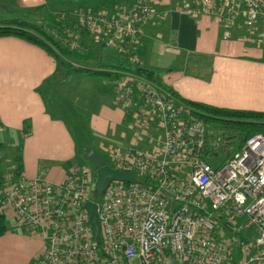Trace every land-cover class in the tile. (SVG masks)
<instances>
[{
  "label": "built area",
  "instance_id": "2783aa9c",
  "mask_svg": "<svg viewBox=\"0 0 264 264\" xmlns=\"http://www.w3.org/2000/svg\"><path fill=\"white\" fill-rule=\"evenodd\" d=\"M153 1L80 10L78 28L135 60ZM174 7L216 15L228 27L240 21L248 42L264 43V0H176ZM106 69L131 135L100 154L132 180L110 181L94 200V166L71 168L59 185L0 170V215L44 241L30 264H264V133L233 151L167 86ZM88 200L97 205L98 238Z\"/></svg>",
  "mask_w": 264,
  "mask_h": 264
},
{
  "label": "crops",
  "instance_id": "0c3cea01",
  "mask_svg": "<svg viewBox=\"0 0 264 264\" xmlns=\"http://www.w3.org/2000/svg\"><path fill=\"white\" fill-rule=\"evenodd\" d=\"M3 1L17 7L46 4ZM123 1L128 0L83 4L110 11ZM175 1H153L154 17L132 48L147 65L141 66L158 73L162 84L184 100L264 111V43L248 42L240 21L228 27L213 14L187 15L174 7ZM180 54L197 55L205 65L189 69ZM97 56L105 68L116 56L118 63L131 64L119 54ZM111 80L76 74L24 39L0 37V170H13L19 156L23 176L59 185L71 168L83 164L80 151L92 147L101 153L113 143L128 144L131 131L124 109L114 104ZM22 233L7 219L0 264H30L41 251L44 243L28 246L41 239Z\"/></svg>",
  "mask_w": 264,
  "mask_h": 264
},
{
  "label": "trees",
  "instance_id": "16d2710c",
  "mask_svg": "<svg viewBox=\"0 0 264 264\" xmlns=\"http://www.w3.org/2000/svg\"><path fill=\"white\" fill-rule=\"evenodd\" d=\"M49 19L50 22L47 24H38L23 17L0 20V37L12 36L24 39L45 50L56 60L59 66L69 69L76 74L103 79H109L114 76L113 73L107 71L105 67H102L99 58L93 52L79 48H69L61 43L56 38V35H60L59 32L63 31L64 25H62V21L55 16H49ZM82 32L87 33L85 30H82ZM73 63L77 65H73ZM107 68L133 71L154 82L162 84L158 73L138 64L134 66L117 64ZM169 89L177 95L171 88ZM185 101L194 108L196 113L208 125L221 126L234 133L232 135L236 136L237 141L232 146L233 151L248 137L257 133H264V111L218 107L198 101ZM229 137L231 136L229 135ZM85 150L80 151L79 154L82 155ZM229 156H231V152H228ZM13 172L16 175L22 174V162L19 156L16 157V165ZM98 198L99 195H96L93 191L92 199L97 200ZM6 230L7 220L3 215H0V236Z\"/></svg>",
  "mask_w": 264,
  "mask_h": 264
},
{
  "label": "rangeland",
  "instance_id": "374dc122",
  "mask_svg": "<svg viewBox=\"0 0 264 264\" xmlns=\"http://www.w3.org/2000/svg\"><path fill=\"white\" fill-rule=\"evenodd\" d=\"M92 2L95 0H46V4L43 6L41 4L36 5H24L17 7L14 3V1L6 2L3 0H0V20H5L13 17H23L27 20L33 21L38 24H47L50 22L49 16H55L57 19L62 21V25H64L62 32H59L60 35L64 39V43L69 48H79L83 49L85 51L93 52L96 56H114V54H119L121 56H125L126 62H131L129 64L130 66H134L136 64L147 66L145 65V62L141 57L137 56V59L132 60L130 57V54L123 53L121 51H118L115 48H106L104 45H98L95 43L92 39H90L89 36H87V33L82 32L78 28L79 24V13L83 10H91V11H97L98 9L91 8L90 6L84 5V2ZM13 2V3H12ZM81 10V11H80ZM100 10V9H99ZM103 10V9H101ZM109 11V9H105L104 11ZM65 32H67L65 34ZM86 34V35H85ZM74 44V47H72ZM99 46V47H97ZM101 48H105L107 51L101 50ZM100 49V50H99ZM104 52V53H103ZM109 54V55H108ZM98 57V56H97ZM180 60H182V64L185 63L187 68L189 69H199L202 65H205V60H202V58L198 57L197 55H185L180 54L179 55ZM113 60L117 64H123L127 65L126 63H118V56H116ZM108 60V61H111ZM201 60V62H200ZM73 65H77L76 63H73ZM63 68V67H62ZM146 68V67H145ZM69 70V69H68ZM25 123V122H24ZM23 123V125H24ZM210 130H212V136L215 137L216 135H222L224 137H227L229 141H231V148L236 143V136L232 135L234 134L231 130L225 129L221 126L216 125H209ZM229 135L231 137H229ZM85 147V146H84ZM100 151V149H98ZM103 153L102 151H100ZM79 161L88 167H92L91 164H89L82 155L79 156ZM93 168V167H92ZM94 183L92 184L91 188V195L94 191V184L96 181V176L94 177ZM27 236L31 234L29 233H22ZM43 241L40 242H28L29 248L31 247H38L43 245ZM22 254V253H21ZM23 257V255H21Z\"/></svg>",
  "mask_w": 264,
  "mask_h": 264
},
{
  "label": "water",
  "instance_id": "95a60500",
  "mask_svg": "<svg viewBox=\"0 0 264 264\" xmlns=\"http://www.w3.org/2000/svg\"><path fill=\"white\" fill-rule=\"evenodd\" d=\"M82 157L96 169V181L94 185V192L96 195H100L112 180H132V176L128 172L113 169L108 166L105 163L104 157L92 147L86 149ZM84 206L89 212L94 234L96 238H98L97 205L94 201L88 200Z\"/></svg>",
  "mask_w": 264,
  "mask_h": 264
}]
</instances>
